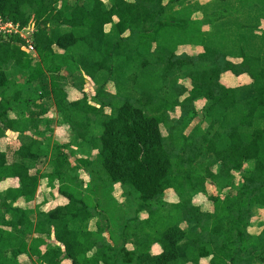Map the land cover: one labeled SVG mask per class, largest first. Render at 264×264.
I'll use <instances>...</instances> for the list:
<instances>
[{
	"label": "trees",
	"instance_id": "trees-1",
	"mask_svg": "<svg viewBox=\"0 0 264 264\" xmlns=\"http://www.w3.org/2000/svg\"><path fill=\"white\" fill-rule=\"evenodd\" d=\"M212 1L0 0L5 21L34 24L36 50H25L18 34H0V140L18 132L17 154L38 160L40 142L26 132L39 130L42 118L31 113L42 111L48 92L79 146L97 151L102 180L120 184L135 206L133 216L104 225L100 200L92 205L69 174L93 162L79 158L70 166L62 149L68 145L54 143L49 174L33 175L0 150V183L18 181L0 194V264H22V256L27 264H264V0ZM197 6L202 19L192 17ZM222 7L230 14L213 17ZM233 9L248 13L241 20ZM186 46L202 50L180 54ZM85 75L98 85L92 97ZM227 76L247 81L226 85ZM69 85L83 96L70 99ZM199 99L207 103L208 129L164 136L168 112H195ZM238 108L242 116L231 122ZM247 164L251 174L237 179ZM43 178L50 187L58 181L68 202L49 211L46 203L17 205L37 200ZM208 178L227 189L208 196L211 211L182 202L206 194ZM169 190L181 200L172 210L164 208Z\"/></svg>",
	"mask_w": 264,
	"mask_h": 264
},
{
	"label": "rangeland",
	"instance_id": "rangeland-1",
	"mask_svg": "<svg viewBox=\"0 0 264 264\" xmlns=\"http://www.w3.org/2000/svg\"><path fill=\"white\" fill-rule=\"evenodd\" d=\"M66 1L71 2L73 0H66ZM104 1L107 2L108 0H104ZM189 1H190L189 4H191L194 1L198 2L199 0H192V1L189 0ZM211 1L212 0H200V2L204 5H207V3L212 4L213 1L212 2ZM229 1H233V0H229ZM229 1L227 2V4H231V2L229 3ZM216 6H219V5L216 4ZM232 6H233V4H232ZM223 8L224 7L219 8V10H216L219 12H217V14L213 17H217V16L227 17V15H229L230 12L228 14H224V13H226V10ZM233 10H234V12H233L234 16L239 17V19H241V20H243V18L245 17V14L248 13V11H246L245 9H244L243 13L235 12L236 11L235 9H233ZM222 11H225V12H223V14H222ZM194 17L196 19L204 18V12L202 11V13H196V14H194ZM31 25H32V27H34L33 23ZM109 27L110 26H107V28H106L107 32H109ZM207 29H209V27ZM30 32H32V29H27L26 31H24L23 34L25 36L29 37L28 35L31 34ZM201 50H202L201 47H190V46L187 47L186 46V47L180 48L179 53L181 54L185 51L186 52L189 51L190 53H192V52L196 53V52H199ZM245 79L246 78H244V77L243 78L242 77L236 78L233 76H230V77L227 76V77H223V82L226 85H234V84L238 85L240 83L241 84L245 83L247 81V80L245 81ZM74 80L76 81V77H74V79L72 81L70 80L69 82L71 83ZM45 81H46V78H42L40 84L43 85V83ZM179 83H180V85H183V86L187 87L188 89H191L192 85H191V82L189 80H180ZM97 87H98V85H96L94 82L90 81L85 86V91L92 97L95 95ZM106 89L109 93L114 94L116 92L115 86L112 82H110L106 85ZM47 93L48 92H46V94H45L46 99L43 102L45 109H47L45 111V113L48 114L51 112V114H53L54 120L47 118V117H43L44 115L43 116L40 115V117L42 118V133H44V135H45L44 136L45 140L50 138V137H53L54 130L64 133V130L62 129L61 125H58L56 128L53 126L57 122V119H55V118L59 117V115L56 112V108H55L53 101L50 100V96H48L49 94H47ZM69 93H70V98L72 100H78L83 96V92L78 91L77 93H75L74 90H71V89L69 90ZM195 107H196V111L188 113L187 115L184 114V112L182 111V109L180 107H177L174 110L169 111L168 113H169L170 126H169V128L167 126H164V125L162 126V131H163L164 136H169L171 134L174 137V135H175L174 132L178 133V134L190 135L197 125H201L203 130H207L208 126H209L208 120L205 117H203V118L197 117L198 113H204L203 111L207 107L206 100L205 99L196 100L195 101ZM51 109L53 111H51ZM54 114H56V115H54ZM11 115L15 116L13 113ZM241 116H242L241 108L240 109L238 108L237 110H233L231 112V117H230V118H232L231 122H234L236 119H238ZM60 122H61V120L59 121V123ZM170 127L171 128L174 127L172 132L170 131L171 130ZM46 135H51V136L47 137ZM65 135H66V133H65ZM65 135H63V136L65 137ZM37 137L40 139V141H41V139H43L42 134H39V136L37 135ZM7 139H4V141L0 143L1 148L3 147L4 143L7 142ZM65 139H67V138H65ZM49 144H50V142L49 141L47 142V140L43 144L44 150H42L43 153H41L42 159H40V161L38 163V165H40V166H37L38 173L44 172L45 170L47 172L50 170L52 171V169H53V167L50 165L49 160H48L50 148H47V146ZM81 148L82 147L79 146V147H77V150H74L75 151L74 152L75 157H73L74 159H70V161H72L71 162L72 164H70V166L75 165V161H76L75 159L87 158V157H89L90 161L93 162V166L79 168V169H76L74 171H70L69 166H67L64 168V170L70 171L69 174L71 176L77 177V181L80 183L81 193L84 196H87L88 201L92 205H97L96 200L97 199L100 200L99 210L102 211L103 224L107 225V223H109V224L111 223L112 225H116L120 221H122L124 218L129 217V216H133L134 215V208H135V206L132 205V203H134V201L132 200L133 197L132 198L128 197V195L124 191V188L120 184H109V183H106L107 181H103L102 180L103 172L101 171V165L99 164V162L97 160L98 159L97 152H93L90 156H86L83 153V150H81ZM213 171L218 172L219 168L214 166ZM250 174H251V165L249 166V164H247V166L243 169V171L236 174V176H237V179H240L239 178L240 176H249ZM235 181H236V183L239 182L238 180H235ZM55 183L56 184H54L53 187L45 188L46 186H43L44 191H45V189H47V191L44 192L43 190H41L40 194H41L42 198L41 197H40V199L38 198L39 200H37L33 203H28L27 205L25 203H23V201H20V205L21 206L26 205L27 208H33L35 203H37V202L39 203L40 201H44V202H42L43 204L48 203L46 205L47 210L53 209L54 207L59 205L61 203V201L64 199L63 197H60L59 193H58L59 182L56 181ZM220 183H222L221 186H224L223 180L219 179V180H216V182H214L213 180L208 178V180L206 182V187H207L206 194L201 192L199 194L190 195V196L185 197L182 200V202L185 204H191V205L199 206L202 210H205V211H211L213 208V204L208 199V196L213 195V194H216V195L221 194V196H224L227 193V189H225V188L221 189V187L218 186V184L220 185ZM45 185H46V183H45ZM46 193L48 194V196L46 195ZM230 193H231V195H234L236 193V190L232 189ZM59 200H61V201H59ZM163 200H164V203H166L164 206L165 209H171V205L177 204L181 201L180 198L178 197V195L173 190H169L168 192H166ZM140 217L146 218L147 216H146L145 212H142L140 214ZM96 221L98 222L97 218L91 220L88 224V227L92 230H96V228H97ZM259 221H260V218H255V220L253 221V224H252L254 227L251 228V232L257 233L260 231V229L258 227ZM183 226L186 227V224H184ZM106 236L108 238H110L109 233H106ZM183 249H184V247H183ZM152 252L155 253L156 249L153 248ZM63 264H70V263L64 262ZM190 264H194V263H190ZM199 264H209V258L203 259Z\"/></svg>",
	"mask_w": 264,
	"mask_h": 264
},
{
	"label": "crops",
	"instance_id": "crops-1",
	"mask_svg": "<svg viewBox=\"0 0 264 264\" xmlns=\"http://www.w3.org/2000/svg\"><path fill=\"white\" fill-rule=\"evenodd\" d=\"M199 3L198 4H200V5H204V4H202L201 2H200V0L198 1ZM202 9H199L198 8V6L193 10V14H192V17L193 18H195L194 17V14H196V13H202ZM199 19H202V18H199ZM107 26H110L109 27V31L111 30V28H112V26L109 24V25H107ZM107 26H106V28H107ZM107 31V30H106ZM74 90V92L75 93H77L78 91L73 87V86H71L70 85V87H69V89L68 90ZM69 98H70V95H69ZM71 99V98H70ZM47 109H45V107L42 109V112L40 113V112H32L31 113V116L32 117H39L40 115L41 116H43V117H47V118H50V119H52V120H54L53 119V114H51V112L50 113H45V111H46ZM51 111H53L52 109H51ZM54 115H56V114H54ZM56 117V116H55ZM55 119H57V122L55 123V125H53L55 128L58 126V125H61V127H62V129L64 130V133L63 132H59V131H56V130H54V133H53V137H50V138H48V139H46L47 140V142L49 141L50 142V144L47 146V148H50V153H49V163H50V165H51V160H52V158L54 157V143L55 142H58L59 144H63V145H68V147L66 148H62L63 149V151L67 154V156H68V159H69V161H70V159H74L73 157H75V151L74 150H77V147H79V144L81 143V140L79 139V140H75L74 138H75V135L70 131V128L66 125V124H63V123H59V121H60V119H59V117H56ZM53 122V121H52ZM65 133H66V135H65ZM26 134L27 135H29V134H31V135H33L35 138H37V140H39V142H40V144H39V146H38V148H39V151H40V158L38 159V160H30V159H26V158H23V157H21L20 155H18L17 154V151L19 150V148L21 147V140H20V137H19V133L18 132H15V131H7V133H6V136L4 137V138H2L1 140H0V143L1 142H3L4 141V139H7V142H5L4 143V145H3V147L1 148L0 147V150H2V151H4V152H6V155H7V159H8V161L9 162H11V163H13V162H20V163H23V164H25L29 169H30V172H31V174H33V175H35V174H37L38 173V170H37V166H40V165H38V163H39V161H40V159H42V157H41V153H43V151L42 150H44L43 148V144L46 142V140L44 139V133H42V123H41V125H40V128H39V130L38 131H34V132H26ZM39 134H42V136H43V139H41V141H40V139L37 137V135L39 136ZM63 135H65V137L63 136ZM47 137H49V136H51V135H46ZM65 138H67V139H65ZM79 149V148H78ZM81 150H83L82 148H81ZM94 152H97V151H94ZM83 153L86 155V156H90L89 154H87V153H85V151L83 150ZM88 158V157H87ZM76 160V159H75ZM72 162V161H71ZM52 166V165H51ZM53 170V169H52ZM50 172H52L51 170L50 171H44V172H40V174H49ZM43 181H42V183L40 184V187H39V191H38V196H37V200H39L40 199V197H41V194H40V192H41V190H43L44 191V189H43V186H46L45 188H49L50 186H49V184H48V179L47 178H43L42 179ZM45 183H46V185H45ZM17 184H18V181L16 180V179H7V180H4V181H2L1 183H0V194H2V195H4L5 193H6V191L10 188V187H15V186H17ZM56 184V183H55ZM45 191H47V189H45ZM44 191V192H45ZM40 194V195H39ZM46 195L48 196V194L46 193ZM59 196L60 197H63L64 199L61 201V200H59V201H61V203L59 204V205H57L56 207H58V206H63V205H65L68 201H67V198L66 197H64L63 195H60L59 194ZM50 197V196H49ZM39 198V199H38ZM42 198V197H41ZM36 200V201H37ZM20 201H23V203H25L26 205L28 204V203H26V201L23 199V198H21V199H19L18 200V202L16 203L17 205H19V206H21L20 205ZM35 202V201H34ZM43 201H40L39 203H42ZM33 203V202H32ZM38 202L37 203H35L34 204V207H36L38 204H39ZM48 203H46V205H47ZM21 206V207H25V208H27V206ZM46 205H45V207H44V210H46V211H49V210H47V208H46ZM33 207V208H34ZM56 207H54V208H56ZM46 208V209H45ZM53 208V209H54ZM52 210V209H51ZM20 261L22 262V264H27V257L26 256H22V257H20Z\"/></svg>",
	"mask_w": 264,
	"mask_h": 264
},
{
	"label": "built area",
	"instance_id": "built-area-1",
	"mask_svg": "<svg viewBox=\"0 0 264 264\" xmlns=\"http://www.w3.org/2000/svg\"><path fill=\"white\" fill-rule=\"evenodd\" d=\"M27 29H32L31 34L25 36L23 33ZM33 32L34 27L30 24L27 27L21 28L19 24L12 23L11 21H5L2 17H0V34L6 35V34H18L21 36L22 39L25 40L26 45L24 46V49L31 52L36 53L34 41H33Z\"/></svg>",
	"mask_w": 264,
	"mask_h": 264
},
{
	"label": "water",
	"instance_id": "water-1",
	"mask_svg": "<svg viewBox=\"0 0 264 264\" xmlns=\"http://www.w3.org/2000/svg\"><path fill=\"white\" fill-rule=\"evenodd\" d=\"M85 77H86V81L88 82V79H87V76H86V75H85ZM199 116H200L201 118L204 117L203 113H199Z\"/></svg>",
	"mask_w": 264,
	"mask_h": 264
}]
</instances>
